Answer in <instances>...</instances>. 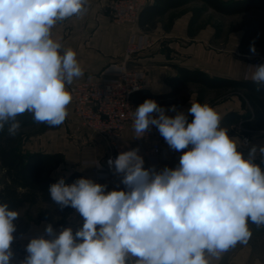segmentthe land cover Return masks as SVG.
<instances>
[{
	"label": "clouds",
	"instance_id": "clouds-1",
	"mask_svg": "<svg viewBox=\"0 0 264 264\" xmlns=\"http://www.w3.org/2000/svg\"><path fill=\"white\" fill-rule=\"evenodd\" d=\"M87 3L0 0V129L12 121L9 133L15 135L17 117L25 112L38 123L63 124L72 101L66 85L83 70L75 51L61 55L52 29L58 21L82 16ZM250 52L256 54L254 45ZM251 79L264 84V64L255 66ZM188 113L191 122L183 112L167 116L152 99L134 113L137 138L155 126L171 149L191 146L177 168L145 169L139 149H133L108 160L123 174L127 191L106 194V185L85 178L52 184L51 199L61 209L74 208L84 223L75 234L65 228L52 240L31 239L22 264H210V257L247 244L249 222L264 225V171L253 163L256 148L244 158L208 104L193 102ZM259 151L264 156V147ZM17 217L0 204V264L13 257ZM46 233L53 234L51 225Z\"/></svg>",
	"mask_w": 264,
	"mask_h": 264
},
{
	"label": "crops",
	"instance_id": "crops-1",
	"mask_svg": "<svg viewBox=\"0 0 264 264\" xmlns=\"http://www.w3.org/2000/svg\"><path fill=\"white\" fill-rule=\"evenodd\" d=\"M110 1L88 0L85 6L86 11L82 16H73L58 21L52 29V38L61 44V55L68 49L75 51L76 58L83 70V76L74 79L72 84L83 80L112 79L113 71L121 62L127 44L132 41L137 42V39L140 41L139 35L145 36L146 39L153 42V46L149 51L136 55L129 63L130 67H136L141 71L146 82L145 90L135 93L133 97L132 102L135 109L139 106L137 102H140V93H146L151 96L149 99L154 100L165 109V115L175 117L178 112H183L188 116V122H191L192 116L189 118L188 113L191 104L193 102L208 104L220 114V127L225 129L228 135L237 142L238 151L243 154L244 158L247 159L249 152L255 147L256 153L253 162L263 161L264 156L260 154L259 149L264 147V130H249L245 125L247 119L234 121V118H226L230 114L244 116L249 113V106L243 97L246 91L223 86H205L196 82L195 78L203 75L209 79L249 81L257 84L251 79L256 66L254 62L261 60V64H264V54L249 55L240 49L237 42L234 43L231 39L226 41L223 46L213 45L219 38V34H214V30L202 22V15L215 11L206 8L197 18H192L194 10L204 8L200 0H191L179 7L168 9L164 15L153 20V26L150 28L139 27L138 20L133 28L114 24L108 14ZM152 3L153 0L149 5ZM182 70L190 72L189 76L183 74ZM182 75L181 81H178ZM243 101L245 102L244 108L242 107ZM172 106L176 107V111L169 110ZM67 110L68 116L63 124L55 129H47L42 132L32 145L22 146V152L61 154L63 156L62 163L51 173L57 182L61 178L65 179L71 172H78L85 179L106 185V194L113 190L127 191V187L122 183L123 174L99 173L100 177H96L92 172L94 165L99 167L103 159L114 151V144L80 129L71 104L67 106ZM153 115L158 114L154 113ZM250 133L251 136L257 135L260 138L251 141L249 148L244 149L241 146V137H248ZM156 135L159 138L160 152L155 156H145L143 148L132 142L135 136L132 127H127L122 132L117 147L121 148L123 152L139 149L138 154L144 160L143 167L154 169L156 173L179 163L183 152L191 148L189 146L188 149L175 151L169 147L158 130ZM144 148L147 149L148 146L144 145ZM0 174L3 175L0 183L1 189L5 183H8V178L1 169ZM36 204L43 203L37 202ZM37 215L38 222L32 223L28 228V231L32 233V239L43 237L52 240L65 228H71L75 234L84 223L83 218L75 209L64 216L63 226L56 224L57 217H50L51 222H48L42 221L40 213ZM48 225L53 228L51 236L46 233ZM248 227L250 229V222ZM260 237H262L261 240L256 239L254 243L249 241L247 244L238 243L235 247L223 252L219 258L210 257V264H219L222 258H225V264H264L258 257L259 253L254 255V252L257 251L255 245L259 247V243L264 239L263 231ZM29 243L26 242V247ZM21 250L24 251L21 255L13 253L10 264H22L28 253L25 246Z\"/></svg>",
	"mask_w": 264,
	"mask_h": 264
},
{
	"label": "trees",
	"instance_id": "trees-1",
	"mask_svg": "<svg viewBox=\"0 0 264 264\" xmlns=\"http://www.w3.org/2000/svg\"><path fill=\"white\" fill-rule=\"evenodd\" d=\"M191 0H153L152 5L147 4L139 13L138 26L141 28H150L153 26V20L156 17L164 15L168 9L176 8ZM204 8L193 11V16L198 17L206 8L213 9L215 12L222 15H235L246 12L254 6L264 8V0H200ZM183 74L188 75L190 72L182 70ZM183 75L178 78L181 81ZM195 81L205 86H223L225 88L244 89V99L249 106V113L244 116L236 114L227 115L226 118H234V121L247 119L246 127L252 131L264 130V84H254L249 81H224L209 79L205 76L195 78ZM142 92V91H140ZM137 94V93H136ZM135 93L132 95L134 100ZM151 98L149 94L140 93V102ZM242 107H245V102H242ZM191 118V115L190 117ZM19 128H26L34 124L38 125L39 132H44L47 129H55L58 126H49L47 123H38L34 120L33 114L25 112L17 117ZM233 121V120H232ZM12 121L4 125V140L0 145V169L4 171V175L8 178V183H5L0 189V204H7L10 210H18L25 205H34L41 202L44 205L51 206L61 212L64 216L70 214L74 208L64 207L61 209L50 196L49 188L52 184L57 183V180L51 176V173L63 161L61 154L48 153H23L12 140V135L9 133V127ZM264 171V167L261 168ZM84 178L78 172H71L65 177V184L71 185L76 180ZM264 232V229L262 230ZM219 264H225V258H222Z\"/></svg>",
	"mask_w": 264,
	"mask_h": 264
},
{
	"label": "built area",
	"instance_id": "built-area-1",
	"mask_svg": "<svg viewBox=\"0 0 264 264\" xmlns=\"http://www.w3.org/2000/svg\"><path fill=\"white\" fill-rule=\"evenodd\" d=\"M151 0H111L108 4L109 18L114 24L135 27L142 8ZM153 46L151 41L129 42L123 52L122 60L115 67L114 77L110 80L90 81L83 80L67 86L72 95L71 106L74 115L79 122V128L97 135L102 139L114 144V151L107 155L101 165L93 166L92 172L96 177L99 173L110 175L115 173V168L109 166L108 160H115L122 149L117 147L121 140V134L127 127L133 128L135 106L132 102L134 93L144 91L146 88L145 78L136 67H130L129 63L143 50ZM261 64V60L255 61L254 65ZM134 129V128H133ZM157 128L150 126L149 130L140 138L136 134L132 142L143 148L145 156H155L160 152ZM147 145L148 148H144ZM241 146H249V137H241ZM179 163L169 169H175ZM101 168V169H100ZM102 171V172H101ZM163 170L158 171L157 173Z\"/></svg>",
	"mask_w": 264,
	"mask_h": 264
},
{
	"label": "rangeland",
	"instance_id": "rangeland-1",
	"mask_svg": "<svg viewBox=\"0 0 264 264\" xmlns=\"http://www.w3.org/2000/svg\"><path fill=\"white\" fill-rule=\"evenodd\" d=\"M202 17V22L205 25H209L214 30V34H219V38L213 43V45L223 46L226 41L231 39L234 43L237 42L240 49L247 52L249 55H253L250 52V46L252 45L256 48V54H264V8L255 6L246 12L231 16L221 15L210 11L203 14ZM139 36L140 41L137 39L138 44H141L146 40L149 41L145 36ZM150 49L151 48L143 50L141 53L149 51ZM4 130L5 129H0V145L4 140ZM40 134L42 133L39 132L38 125L34 124L26 128H19L16 134L11 137L16 146L22 150V146L26 144L32 145L33 142H36L38 138L37 136ZM249 136V146L251 141H256L260 138L257 137V135L251 136V133ZM249 146L244 149H248ZM253 163L257 164L261 168L264 167V160ZM2 176L3 175L0 174V183L2 181ZM16 212L18 213V217L13 221L16 231L13 233L14 241L11 244V249L13 253L20 255L24 252L21 248H24L25 246L26 249V242H30L32 239V233L31 231H28V228L31 227L32 223L38 222V219H36V216H38L37 214H41L42 221L44 220L48 222H51L50 217H57L56 224L60 226H63L65 221V217L61 212L44 204H35L30 206L25 205L16 210ZM263 229L264 225L258 227L256 224L250 222V231L252 235L248 241L253 243L256 239L260 241L262 238L260 237V234ZM255 247L257 251L254 252V255L259 253L258 257H260L264 262V239L261 243H259V247H257V245H255ZM14 256L16 255L14 254Z\"/></svg>",
	"mask_w": 264,
	"mask_h": 264
}]
</instances>
